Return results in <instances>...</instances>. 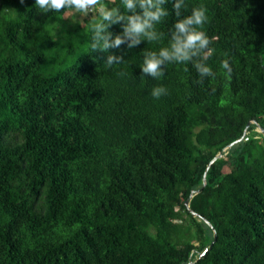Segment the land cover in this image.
I'll return each instance as SVG.
<instances>
[{
    "label": "trees",
    "instance_id": "16d2710c",
    "mask_svg": "<svg viewBox=\"0 0 264 264\" xmlns=\"http://www.w3.org/2000/svg\"><path fill=\"white\" fill-rule=\"evenodd\" d=\"M174 3L150 42L125 35L127 19L105 29L0 0V264H264V0H184L180 17ZM201 4L214 78L196 83L191 62L143 74ZM205 221L216 239L197 260L214 237Z\"/></svg>",
    "mask_w": 264,
    "mask_h": 264
},
{
    "label": "clouds",
    "instance_id": "9594fccd",
    "mask_svg": "<svg viewBox=\"0 0 264 264\" xmlns=\"http://www.w3.org/2000/svg\"><path fill=\"white\" fill-rule=\"evenodd\" d=\"M167 0H123L124 7L127 11L134 13L131 16L117 15V19L113 20L114 14L118 10H109L104 6V0H36L35 6L44 13L50 11L55 12H74L79 13L83 17H87L94 10L99 11V20L109 21L108 25H103L105 29L110 27L111 23H118L120 19H127L128 25L124 28L125 35L139 37L143 34L150 42L161 39L163 33H157L156 25L159 24L169 12L164 7ZM143 9L142 14L136 13V9ZM184 7V0H175L173 9L177 17L181 16V9ZM207 8L201 4L193 8L191 15L178 19L174 24V31L171 33L169 47H163L159 52H150L146 54V59L142 64L143 74L151 75L158 79L164 75L162 65L169 63H189L191 62L199 74L200 79L195 81L200 84L207 77L215 76L212 68L207 64V61L213 53L210 47L212 39L208 37L203 29V26L208 22ZM139 39H134V46L138 44ZM123 43L121 36H117L114 44L110 45L105 42L103 49L108 47L119 46ZM92 49L95 50L97 45L92 43ZM121 57L109 56L107 66L111 67L115 62L121 60ZM222 68L230 75L233 71L228 60L222 61ZM123 76L124 73H118ZM168 95V89L164 86L154 87L151 91V96L159 99L161 96Z\"/></svg>",
    "mask_w": 264,
    "mask_h": 264
},
{
    "label": "water",
    "instance_id": "95a60500",
    "mask_svg": "<svg viewBox=\"0 0 264 264\" xmlns=\"http://www.w3.org/2000/svg\"><path fill=\"white\" fill-rule=\"evenodd\" d=\"M250 123H251V122H250ZM250 123H248V124L246 125V128H245V130H244L243 135L241 136V138H239V139L236 140L235 142H233V143L229 144L227 147H225V148L222 150L223 152H225L226 150L230 149L232 146H234V145L240 143V142L244 139V136L246 135L247 128H248V126H249ZM257 131H258L259 133H261L262 135H264V130H263V129H261V128L258 127V128H257ZM222 156H223L222 153H218V154L212 159V161L207 165V167H206V169H205V171H204V173H203V177H202V186H201V188H200L198 191L193 192L192 194L195 195V194H197V193H199V192L202 191V189H203V188L205 187V185H206V175H207V172H208L210 166L214 163V161H216V159L221 158ZM192 196H193V195H192ZM192 196H191V197H192ZM184 206L186 207V209L188 210V212H189L193 217H197V216H198L195 212H193V211L189 208V202H188V201L184 202ZM205 222H206V221H205ZM206 223H207V222H206ZM207 224H208V223H207ZM208 225H209V227L213 230V234H214L213 241L211 242V244H210L208 247H206V248L203 250L202 253L199 254L197 260L202 259V258L208 253V251L212 248V246H213V244H214V242H215V239H216V235H215L214 229L212 228V226H211L210 224H208ZM193 263H194V262H192L191 259H190V260L188 261L187 264H193Z\"/></svg>",
    "mask_w": 264,
    "mask_h": 264
},
{
    "label": "rangeland",
    "instance_id": "374dc122",
    "mask_svg": "<svg viewBox=\"0 0 264 264\" xmlns=\"http://www.w3.org/2000/svg\"><path fill=\"white\" fill-rule=\"evenodd\" d=\"M71 13V15L70 16H68V18H70V20L71 21H73L72 23H74L75 22V20L76 21H78L79 23H83V21L86 19V20H95V19H99V15H97V14H95L94 12H90L89 14H88V16L87 17H83V16H81L79 13H74V12H70ZM69 36V35H68ZM69 40H70V38H69ZM84 46H85V44H84ZM81 52V50L80 49H78L76 52H75V54H73L72 56H70L69 57V59H68V62H72V61H74V59L76 58V56L78 55V53H80ZM53 72H51L50 74H52Z\"/></svg>",
    "mask_w": 264,
    "mask_h": 264
}]
</instances>
